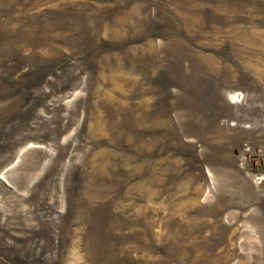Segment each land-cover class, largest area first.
<instances>
[{"label":"rangeland","instance_id":"obj_1","mask_svg":"<svg viewBox=\"0 0 264 264\" xmlns=\"http://www.w3.org/2000/svg\"><path fill=\"white\" fill-rule=\"evenodd\" d=\"M0 264H264V0H0Z\"/></svg>","mask_w":264,"mask_h":264}]
</instances>
